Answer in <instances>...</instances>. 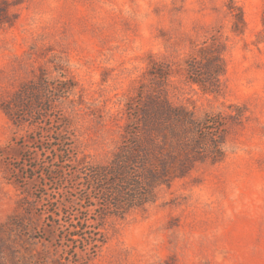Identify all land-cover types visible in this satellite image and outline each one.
Returning <instances> with one entry per match:
<instances>
[{
	"label": "rangeland",
	"instance_id": "rangeland-1",
	"mask_svg": "<svg viewBox=\"0 0 264 264\" xmlns=\"http://www.w3.org/2000/svg\"><path fill=\"white\" fill-rule=\"evenodd\" d=\"M206 48L226 61L215 93L189 78ZM166 106L200 127V158L84 248L80 171ZM0 264H264V0H0Z\"/></svg>",
	"mask_w": 264,
	"mask_h": 264
},
{
	"label": "trees",
	"instance_id": "trees-1",
	"mask_svg": "<svg viewBox=\"0 0 264 264\" xmlns=\"http://www.w3.org/2000/svg\"><path fill=\"white\" fill-rule=\"evenodd\" d=\"M225 71L226 61L218 48L200 50L199 57H193L188 64L190 80L211 93L218 91L220 76ZM37 93H40L39 88L24 85L15 95L14 103L29 110L30 101ZM157 109V114H149L145 118L146 128L142 135L133 134L132 140L123 145L108 164L92 165L80 171L86 192L78 197L82 209L77 215V242L82 243L84 248H102L108 241L104 224L109 218H123L156 202V190L186 176L193 163L200 158L199 150L205 142L204 137L201 140L195 138L198 133L195 129L200 127H196L191 119L186 122L179 115L166 124L157 117L160 113H169V107ZM6 110L8 112L9 109ZM170 111L179 113L176 109ZM13 120L17 125L21 124L19 116L15 115ZM60 124L56 140L60 142V148L65 146L61 150L66 154L71 152L72 143L65 135L68 134L64 131L66 123ZM93 211L96 215L91 216ZM90 220L94 221L91 225L88 223ZM85 225L92 226L93 231L84 230Z\"/></svg>",
	"mask_w": 264,
	"mask_h": 264
}]
</instances>
